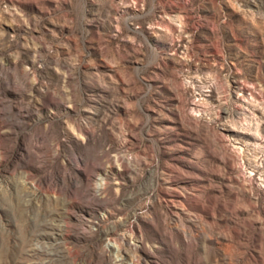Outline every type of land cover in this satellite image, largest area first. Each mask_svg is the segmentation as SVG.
I'll list each match as a JSON object with an SVG mask.
<instances>
[{
	"label": "rangeland",
	"instance_id": "rangeland-1",
	"mask_svg": "<svg viewBox=\"0 0 264 264\" xmlns=\"http://www.w3.org/2000/svg\"><path fill=\"white\" fill-rule=\"evenodd\" d=\"M0 264H264V0H0Z\"/></svg>",
	"mask_w": 264,
	"mask_h": 264
}]
</instances>
